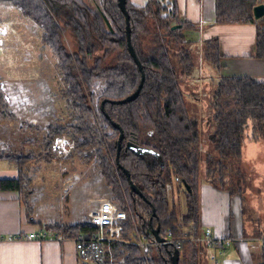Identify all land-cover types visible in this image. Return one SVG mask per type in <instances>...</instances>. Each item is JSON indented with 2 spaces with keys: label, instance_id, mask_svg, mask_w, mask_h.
Returning a JSON list of instances; mask_svg holds the SVG:
<instances>
[{
  "label": "trees",
  "instance_id": "1",
  "mask_svg": "<svg viewBox=\"0 0 264 264\" xmlns=\"http://www.w3.org/2000/svg\"><path fill=\"white\" fill-rule=\"evenodd\" d=\"M261 2L264 0H214L215 24L257 23L254 55L258 58H264V16L254 18L252 9ZM125 6L130 41L141 70L128 50L125 15L118 0H0V8H18L23 17L39 27L41 47H49L57 59L62 94L70 108L68 122L48 125L42 155L0 151V159L11 162L18 172L17 178L0 179V190H16L31 213L28 201L32 174L28 162H37L45 154L50 158L54 138L65 133L74 140L73 153L86 162L96 158L113 200L125 211L126 217L120 222L123 239L129 241L130 235L137 232L152 240L156 226L160 237L167 230L179 237L187 223L197 228L200 225L201 178L243 199L240 184L245 180L237 175V163L247 140L264 141V81L244 75H221L219 40L208 39L201 49L216 71L215 89L206 100L202 99L203 104L197 98L202 110L192 114L181 84L193 71V52L184 30L195 25L180 16L177 0H147L142 6L125 0ZM142 73L144 80L137 96L114 102L137 88ZM97 78L105 80L97 109L104 123L102 131L90 121L94 114L90 87ZM8 106L0 88V121L13 116ZM112 121L123 130L118 162L119 129ZM111 127L112 132H108L106 128ZM128 142L152 148L156 153L138 155L126 148ZM176 176L185 194L180 216L168 197ZM130 180L142 195L131 189ZM51 226L67 237L97 229L89 221ZM260 233L263 231L258 227L255 234ZM174 248L178 249V264H199L202 247L188 240L179 246L150 245L146 255L138 245L113 241L107 246L103 264H172L170 254ZM254 264H264V240Z\"/></svg>",
  "mask_w": 264,
  "mask_h": 264
},
{
  "label": "crops",
  "instance_id": "2",
  "mask_svg": "<svg viewBox=\"0 0 264 264\" xmlns=\"http://www.w3.org/2000/svg\"><path fill=\"white\" fill-rule=\"evenodd\" d=\"M137 6L147 0H129ZM180 16L195 26L184 30L186 39L203 45L211 38L219 40L222 54L221 75H244L264 81V58L254 55L256 22L215 24L214 0H177ZM264 27V20L261 23ZM1 146L4 150L6 145ZM14 149V148H13ZM6 151H13L6 148ZM32 151V150H30ZM34 163V162H33ZM36 163V162H35ZM31 165L29 212L16 190H0V235L28 233L52 224L71 225L88 221L99 201L85 195V176L66 166ZM81 173V176H80ZM15 166L0 159V179L17 178ZM82 180V185H81ZM173 191L182 189L173 182ZM200 225L209 226L219 237L233 241L225 252L218 245L202 247L199 264H254L264 240L255 234L254 225L243 212L238 194L213 186L206 178L199 182ZM0 264H79L73 241L24 239L0 241Z\"/></svg>",
  "mask_w": 264,
  "mask_h": 264
},
{
  "label": "rangeland",
  "instance_id": "3",
  "mask_svg": "<svg viewBox=\"0 0 264 264\" xmlns=\"http://www.w3.org/2000/svg\"><path fill=\"white\" fill-rule=\"evenodd\" d=\"M0 24L5 30L0 42V88L9 105V111L13 114L12 117L0 121V147L5 144L7 150H13L11 152L32 150V155H42L46 151L44 136L48 125H62L70 120V108L62 94L63 82L61 72L56 66L57 59L49 47H41L39 27L23 17L18 8H0ZM67 43L66 46L70 49L68 40ZM188 45L193 52V71L183 80L181 86L191 113L198 115L202 107L197 98H201L199 101L203 104L208 93L215 89L214 80L217 74L206 61L202 45L193 41ZM104 87L105 80L100 78L93 80L90 87V105L94 113L90 121L100 130L104 123L97 116L98 98ZM106 130L112 132V127ZM61 136L65 137L68 145L72 144L66 157L57 159L52 156L55 137L50 147L51 157L47 158L45 154L43 158H37L36 163L32 160L28 164L66 166L68 170L79 171L85 176V195L96 197L94 201L108 198L117 204L113 200L110 187L105 184L96 158L86 162L85 158L73 153V138L65 133ZM203 146L206 147L205 144ZM6 148L0 151L5 152ZM204 167L205 163L203 172ZM236 170L237 175L245 180L240 184L244 188L243 199L240 197L243 212L248 219L251 218L249 220L255 229L262 228L264 235V141L247 140L244 143ZM173 189L172 183L168 189V197L174 201L180 216L185 207V194L182 189L177 192Z\"/></svg>",
  "mask_w": 264,
  "mask_h": 264
},
{
  "label": "built area",
  "instance_id": "4",
  "mask_svg": "<svg viewBox=\"0 0 264 264\" xmlns=\"http://www.w3.org/2000/svg\"><path fill=\"white\" fill-rule=\"evenodd\" d=\"M1 25V24H0ZM4 28L0 26V42L4 35ZM64 136L58 135L52 145L51 154L54 158L62 159L66 157L72 146L67 144ZM175 180L179 178L176 176ZM126 217L125 211L110 199H101L97 207L89 213L88 221L97 226V229L90 234L79 233L70 237L74 243L76 256L79 264H103L107 246L110 242H130L138 245L142 254L146 255L150 245L155 244H173L180 245L182 241H193L201 247L220 246L222 252H225L233 239L231 237H219L214 234L209 226H201L197 228L194 223L189 222L181 228L182 235L174 237L171 230H167L160 240H149L145 235L135 232L130 235L129 241L121 236L122 219ZM67 236L63 232L50 228H40L36 231L28 233H15L10 235H0V241L11 240L18 241L24 239H54L64 241Z\"/></svg>",
  "mask_w": 264,
  "mask_h": 264
},
{
  "label": "water",
  "instance_id": "5",
  "mask_svg": "<svg viewBox=\"0 0 264 264\" xmlns=\"http://www.w3.org/2000/svg\"><path fill=\"white\" fill-rule=\"evenodd\" d=\"M118 5H119L120 9L123 11V13L125 15V22H126L125 30H126V39H127L128 50H129L130 54L132 55L134 61L136 62L137 66L141 70L142 69L141 62L139 61V59H138V57H137V55L135 53V50H134L133 46L131 45V41H130L129 14H128L127 10H126L125 0H118ZM252 14H253L254 18H256V19L264 16V2H261V3H258L256 5H254L253 9H252ZM143 80H144V73L141 74L140 82H139L137 88L131 94L127 95L123 99H120V100H117V101H114V102H125V101H130V100L134 99L137 96L139 90L142 87ZM103 104H104V101H101V108L102 109H103ZM111 124L114 127H117L119 129V136H118V140H117V149H116L117 151H116V157H115L116 161L118 162L119 151H120V148H121V140L123 138V130L119 126L118 123H115V122L112 121ZM126 148L131 150L133 153L138 154V155L145 154V153H152V154L156 153V151L153 150L152 148L139 146V145L133 144L131 142H128L126 144ZM118 165L121 167L120 163H118ZM124 171H125L126 176L129 177L128 170L124 169ZM130 186H131V189L133 191H135V192L139 193L140 195H142L140 190L136 187V185L131 180H130ZM185 187H186V189H188L187 185H185ZM152 233H153L155 239H157V240L161 239V237L159 235V226H156L152 230ZM178 256H179L178 255V249L174 248L172 253L170 254V260H171L172 264H178Z\"/></svg>",
  "mask_w": 264,
  "mask_h": 264
}]
</instances>
